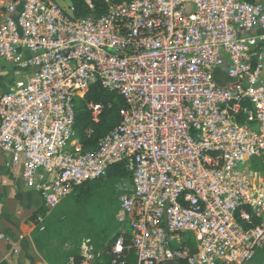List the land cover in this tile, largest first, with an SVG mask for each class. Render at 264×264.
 <instances>
[{
  "label": "built area",
  "instance_id": "built-area-1",
  "mask_svg": "<svg viewBox=\"0 0 264 264\" xmlns=\"http://www.w3.org/2000/svg\"><path fill=\"white\" fill-rule=\"evenodd\" d=\"M102 1L80 17L71 3L0 0V152L44 214L126 164L128 242L85 239L67 264H249L264 249V0ZM95 84L124 105L86 150L74 105ZM85 107L98 123L105 105Z\"/></svg>",
  "mask_w": 264,
  "mask_h": 264
},
{
  "label": "rangeland",
  "instance_id": "rangeland-1",
  "mask_svg": "<svg viewBox=\"0 0 264 264\" xmlns=\"http://www.w3.org/2000/svg\"><path fill=\"white\" fill-rule=\"evenodd\" d=\"M54 1L63 8L70 3L69 0ZM256 168L264 170L259 162ZM104 176L84 184L76 194L66 196L44 216L43 229L36 230V238L47 264H67L71 257L78 256L85 239H90L97 251L104 250L118 234L127 239V225L116 218L121 179L110 180ZM250 262L264 264V249L259 250Z\"/></svg>",
  "mask_w": 264,
  "mask_h": 264
},
{
  "label": "crops",
  "instance_id": "crops-1",
  "mask_svg": "<svg viewBox=\"0 0 264 264\" xmlns=\"http://www.w3.org/2000/svg\"><path fill=\"white\" fill-rule=\"evenodd\" d=\"M9 81V75H0V93ZM40 214L46 215L39 195L25 184L21 170L11 167L9 155L0 152V264H47L36 238Z\"/></svg>",
  "mask_w": 264,
  "mask_h": 264
},
{
  "label": "trees",
  "instance_id": "trees-1",
  "mask_svg": "<svg viewBox=\"0 0 264 264\" xmlns=\"http://www.w3.org/2000/svg\"><path fill=\"white\" fill-rule=\"evenodd\" d=\"M69 1L74 7L75 16L84 17L90 14L99 15L105 11V4L102 0H90L93 8H89L85 0H69ZM88 101L99 102L105 105V108L100 116V120L96 124H91L89 121V112L85 107V102H88ZM108 104L109 106H107ZM123 105H124L123 100L121 99L119 95L103 89L99 84L93 85L89 89V91L86 93L84 98L82 99L78 98L75 100V105H74L75 106V129H76L79 141L83 145L84 149L87 150V149L94 148L97 140L103 135L107 134L110 130H112L118 124L119 119H120L119 110L123 107ZM87 127L92 128V133L90 134L89 137L83 134V131ZM129 174L130 172L127 169L126 164L121 162V163H117V164L110 166L107 170L106 176L110 180H114L116 178H120V179L127 178ZM83 185H81L74 194H76ZM118 236L119 234L116 235L111 240L109 245H107L104 248V250H106V248H108ZM126 242H128L127 239H126ZM190 246H192V250H193L194 249L193 243H190ZM104 250L102 249V251ZM129 257L130 259L133 260V254L131 251L129 253ZM177 264H187V263L183 260H179Z\"/></svg>",
  "mask_w": 264,
  "mask_h": 264
},
{
  "label": "water",
  "instance_id": "water-1",
  "mask_svg": "<svg viewBox=\"0 0 264 264\" xmlns=\"http://www.w3.org/2000/svg\"><path fill=\"white\" fill-rule=\"evenodd\" d=\"M168 264H177V261L171 260V261L168 262Z\"/></svg>",
  "mask_w": 264,
  "mask_h": 264
}]
</instances>
